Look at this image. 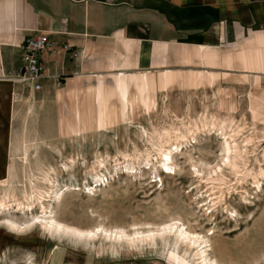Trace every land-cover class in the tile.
Here are the masks:
<instances>
[{
	"label": "rangeland",
	"instance_id": "obj_1",
	"mask_svg": "<svg viewBox=\"0 0 264 264\" xmlns=\"http://www.w3.org/2000/svg\"><path fill=\"white\" fill-rule=\"evenodd\" d=\"M102 84L109 97L100 122ZM113 85L105 77H76L36 100L22 94L9 109L0 101V196H8L10 205L0 210V264H201L206 257L221 264H264V180L260 191L250 176L238 183L246 168L264 169V90H251L254 84L247 92L149 90L145 106L133 86L124 115ZM212 116L239 131L238 142L253 139L247 166L237 173L222 165V136L207 133L181 148L177 173L160 167L150 138L155 129ZM146 151L152 152L150 165L127 164L126 156ZM190 156L201 177L190 168ZM99 161L105 166L99 168ZM10 165L16 169L12 179ZM220 166L225 184L208 181L207 168ZM53 220L97 235L55 231ZM169 223L209 242L202 248L172 233L128 243Z\"/></svg>",
	"mask_w": 264,
	"mask_h": 264
},
{
	"label": "crops",
	"instance_id": "obj_2",
	"mask_svg": "<svg viewBox=\"0 0 264 264\" xmlns=\"http://www.w3.org/2000/svg\"><path fill=\"white\" fill-rule=\"evenodd\" d=\"M30 32L78 52L48 64L64 86L76 77L112 79L124 115L133 86L145 106L149 90H264V0H0V101L8 109L22 94L36 100L54 89L14 82ZM185 81L194 86H177ZM107 97L102 84L100 122Z\"/></svg>",
	"mask_w": 264,
	"mask_h": 264
},
{
	"label": "bare ground",
	"instance_id": "obj_3",
	"mask_svg": "<svg viewBox=\"0 0 264 264\" xmlns=\"http://www.w3.org/2000/svg\"><path fill=\"white\" fill-rule=\"evenodd\" d=\"M180 123H182V124H180L181 126L179 125L180 127H175L172 129H161V130L155 129L153 131V134L150 136L151 140L155 142L154 145L157 147V148H155V151L157 153V156L160 159L158 164L160 165V167H162L166 171H168V173L169 172L177 173L179 166L175 162V157L178 154L179 155L183 154V152H182L183 150H181V148L183 146H187L188 144H190L192 142V140L196 141V139L199 135L207 134V133L208 134L218 133L222 136V140H223L221 143L222 144L221 150L223 153L222 165H224L225 167L227 166V168H229L232 171H236V172L242 166H244V167L247 166L248 161H249L248 147L250 144H252L253 139L249 136L250 138L246 137L244 140H242V142H238L236 137H237V134L239 133V131L237 134H235V131L232 129V126L230 123H227L225 120H222V119L214 117V116L204 117L199 122L193 121L190 123H188V122L186 123L184 121H181ZM231 132H232V134H231ZM22 152L24 153V159H23L24 165H28L29 164V159H28V152L29 151H28L27 142H24ZM151 154H152L151 151L135 152L133 155L126 156V157L130 158V160L128 161L127 164H129V162H131V166H132V162H133V160H135L137 162H141V164L146 163L147 165H150L152 162L151 161V157H152ZM156 159L158 160V158H156ZM188 162L190 163V168H192L194 170L195 175H197L196 177L197 178L201 177L200 176L201 170L199 169V165H198L199 163L194 161L191 156L188 159ZM72 164H75V162L72 161L71 165ZM97 164H98L99 168L105 166L104 161H99ZM132 168H133V166H132ZM155 168L157 169V167H155ZM219 168H220V170L219 169L217 170L216 168H207V170H208L207 175L209 177L208 181L210 180L214 183L225 184L224 174H223V170H222L223 167L221 168V166H220ZM8 170L11 173V179H12L13 178L12 176L15 175L16 169L13 165H10ZM242 175H243V177L240 179L241 182H238V183L242 184L244 181H246L247 177L250 176V177H252L253 184L256 186V188L259 191L262 190V188H263L262 187L263 186L262 180H264V169L263 168L260 167L258 169V171H255V170L253 171V170H249L246 168L245 172H242ZM9 176H10V174H9ZM161 182H162V180H161ZM12 187H14V185ZM6 192H5V194H6ZM1 196H2V194H1ZM1 196H0V210L6 211L10 208V205L8 204V202L6 200L8 198V196L7 197H1ZM39 196L41 197V195H39ZM40 197L36 198V199H37V201L41 202L42 209L44 211H46L47 207H46V205H44L42 203V201H41L42 199ZM56 197H57V199H59L61 197V195L57 194ZM11 198H15V196L13 195ZM221 198H219V200ZM217 199L211 200V202L213 203V207H215L218 204V202L216 201ZM220 202H221V200H220ZM50 222H51L50 227L55 229V231L56 230L57 231L62 230L65 232H70L76 236L88 237L89 239H92L97 235V233L95 231H83V230H80V229H77L74 227H68V226H66V225H64L58 221H55V220L50 221ZM46 226H48V225H46ZM162 227L163 228L156 230V231H153V232H148V233H144V234L141 233V234H139L140 236L137 239H132L128 243L130 244V243H134L136 241L141 242V243L153 241L155 239V237H164V236L172 234V233L175 234V237L178 241H182L183 243L190 242L191 245H199V246L202 245L203 246V244L205 245L206 243L209 242L208 240L201 242V239H203L205 237H203V238H198L197 236L194 237L195 235L193 233L189 232L188 230L181 229L180 227H178L176 224H173V223L165 224V226H162ZM117 237H118V235H117ZM119 237H121V236H119ZM206 253H207L206 250L202 251L203 255H205ZM196 254L197 255L200 254V253H198V250H197ZM204 262L201 264H221L218 261H211L208 257L204 258Z\"/></svg>",
	"mask_w": 264,
	"mask_h": 264
},
{
	"label": "built area",
	"instance_id": "obj_4",
	"mask_svg": "<svg viewBox=\"0 0 264 264\" xmlns=\"http://www.w3.org/2000/svg\"><path fill=\"white\" fill-rule=\"evenodd\" d=\"M21 49L22 62L14 82L37 93L48 87L59 89L65 84L62 74L48 72L50 61L55 58L75 60L79 56L69 43L59 44L42 32H30Z\"/></svg>",
	"mask_w": 264,
	"mask_h": 264
}]
</instances>
